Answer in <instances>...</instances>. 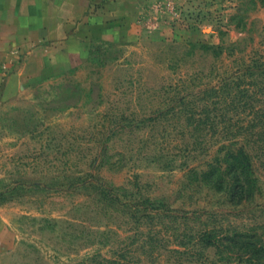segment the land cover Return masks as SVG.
<instances>
[{
  "label": "rangeland",
  "instance_id": "1",
  "mask_svg": "<svg viewBox=\"0 0 264 264\" xmlns=\"http://www.w3.org/2000/svg\"><path fill=\"white\" fill-rule=\"evenodd\" d=\"M141 20L0 91L5 264H249L229 238L264 245V0H153ZM238 148L254 184L233 197Z\"/></svg>",
  "mask_w": 264,
  "mask_h": 264
},
{
  "label": "crops",
  "instance_id": "2",
  "mask_svg": "<svg viewBox=\"0 0 264 264\" xmlns=\"http://www.w3.org/2000/svg\"><path fill=\"white\" fill-rule=\"evenodd\" d=\"M153 0H0V91L6 95L55 68H78L94 46L125 44ZM9 245L0 225V264Z\"/></svg>",
  "mask_w": 264,
  "mask_h": 264
},
{
  "label": "trees",
  "instance_id": "3",
  "mask_svg": "<svg viewBox=\"0 0 264 264\" xmlns=\"http://www.w3.org/2000/svg\"><path fill=\"white\" fill-rule=\"evenodd\" d=\"M232 159L233 162L229 165L231 166L230 170L237 172L238 175L236 179L239 178L240 180H236L237 184H235L236 188L233 194V197H237L239 194L246 193L248 189L252 188L254 178H252L251 164L248 155L243 151V148H238L237 152L232 154ZM221 167L222 166H219V168ZM221 173H223L222 170ZM246 236L245 234H235L229 238V240H232L229 247L231 248L230 252L232 254L234 253L233 257H238L240 259L239 261H245L249 264H264V245L259 244L255 240L249 242L245 239ZM209 245L215 249V255L218 254L221 256L225 253L223 249L226 246H224L222 239L217 240L214 238L210 240Z\"/></svg>",
  "mask_w": 264,
  "mask_h": 264
}]
</instances>
